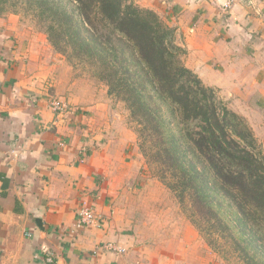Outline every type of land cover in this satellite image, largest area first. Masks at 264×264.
<instances>
[{
    "label": "crops",
    "instance_id": "obj_1",
    "mask_svg": "<svg viewBox=\"0 0 264 264\" xmlns=\"http://www.w3.org/2000/svg\"><path fill=\"white\" fill-rule=\"evenodd\" d=\"M227 1L166 0V6L180 9L173 24L177 36L184 34L180 47L189 52V69L213 88L217 80L205 74L217 71L218 87L238 99L234 112L264 149V0H234L225 9ZM36 72L0 61V264H178L180 251L147 249L127 232L132 222L126 210L109 203L114 191L98 179L103 168L115 166L111 155L100 166L92 143L104 145L105 136L88 127L94 128L93 111L77 106L54 113L52 98L79 102L69 82L48 83L51 76ZM83 204L93 206L101 227L76 226ZM105 243L126 252L101 249Z\"/></svg>",
    "mask_w": 264,
    "mask_h": 264
},
{
    "label": "trees",
    "instance_id": "obj_2",
    "mask_svg": "<svg viewBox=\"0 0 264 264\" xmlns=\"http://www.w3.org/2000/svg\"><path fill=\"white\" fill-rule=\"evenodd\" d=\"M20 8L125 103L147 165L182 204L189 199L208 245L264 264V153L246 121L184 65L175 30L129 0H0L1 14Z\"/></svg>",
    "mask_w": 264,
    "mask_h": 264
},
{
    "label": "rangeland",
    "instance_id": "obj_3",
    "mask_svg": "<svg viewBox=\"0 0 264 264\" xmlns=\"http://www.w3.org/2000/svg\"><path fill=\"white\" fill-rule=\"evenodd\" d=\"M129 2L142 9L153 11L165 24L175 30L174 42L176 45L179 42V47L182 46L184 34L182 37L177 36V27L173 24L177 14L180 13L179 8H174V5L167 8L166 0H129ZM44 30L38 23L37 17L24 8H20V13L17 14L0 13V61L8 66H16L30 72L37 70L36 74L43 79L49 75L51 78L45 80L48 83L56 84L57 81L60 83L62 78L69 82L71 85L69 90L79 102V105L76 102L72 105L69 99L61 97L69 104V110L78 106L84 112L88 111L87 108L93 111L88 116L90 115V125H94V128L88 127L92 134L96 132L97 135L105 136L104 145H97L96 141L92 143L93 148L100 151L98 156L100 166L104 165V161L108 162L103 159L106 158L105 155L112 156L110 163H114L115 166L111 172L107 167L103 168L98 180L106 184L109 191H114L111 197H108L109 193L107 195L110 199L109 203L126 210L124 214L132 222L131 229L127 232L140 236L137 239H143L147 249H155L161 253L180 251L181 259L178 264H242L234 256H225L228 253L225 254L222 247L220 253L208 245L207 240L210 237L203 235L191 221L195 216L193 209L190 208L189 199L186 198L182 204L177 195L156 176L155 166L147 165L140 150L136 123L131 118L125 103L110 96L108 87L93 76L94 73L90 68L78 63L74 66L68 58L57 52ZM184 50L186 53L183 62L187 68H190L189 52L187 49ZM202 69L203 73H206V66H202ZM215 72L217 74L216 70ZM216 74L208 73L205 76L212 82L217 80L214 84L218 83V86H222V80H218L220 76ZM203 83L208 86L204 81ZM218 86L211 88L215 90L218 99L234 112L238 99H228ZM35 98L37 97L33 96L32 100ZM243 119L250 127L247 120ZM258 143L264 153L262 144L259 141ZM205 233L208 235V231Z\"/></svg>",
    "mask_w": 264,
    "mask_h": 264
},
{
    "label": "built area",
    "instance_id": "obj_4",
    "mask_svg": "<svg viewBox=\"0 0 264 264\" xmlns=\"http://www.w3.org/2000/svg\"><path fill=\"white\" fill-rule=\"evenodd\" d=\"M234 0H228L224 4L225 9H229L232 5ZM49 107L53 110L54 113L57 115H64L68 113L69 110V104L66 102V100L61 98H52L49 101ZM101 217L97 214L96 210L93 208V206H89L87 204H83L78 212H77V221L76 226L78 228H84V227H101ZM101 249H105L110 252H116V253H124L126 252L125 248L120 247L119 245L115 243H105L100 246ZM48 262L53 263L52 257H48Z\"/></svg>",
    "mask_w": 264,
    "mask_h": 264
}]
</instances>
